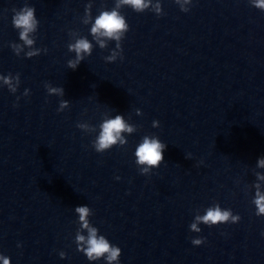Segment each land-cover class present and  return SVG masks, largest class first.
<instances>
[{
    "label": "water",
    "instance_id": "1",
    "mask_svg": "<svg viewBox=\"0 0 264 264\" xmlns=\"http://www.w3.org/2000/svg\"><path fill=\"white\" fill-rule=\"evenodd\" d=\"M89 2L93 23L115 7L0 0V75L20 76L16 93L0 81V255L10 264H106L77 251L75 208L88 206L98 235L121 249L119 264H264V216L252 203L256 183L264 193L255 176L264 175V11L249 0H192L188 12L160 0V16L124 6L123 59L106 62L116 42L101 37V49L92 39L82 22ZM25 4L39 21L32 48L47 49L32 58L12 23ZM81 36L92 54L72 70L68 44ZM61 100L69 107L58 112ZM116 115L136 131L122 134L124 146L96 152L99 125ZM144 136L166 144L147 175L135 157ZM217 203L239 222L192 232L195 216Z\"/></svg>",
    "mask_w": 264,
    "mask_h": 264
},
{
    "label": "clouds",
    "instance_id": "2",
    "mask_svg": "<svg viewBox=\"0 0 264 264\" xmlns=\"http://www.w3.org/2000/svg\"><path fill=\"white\" fill-rule=\"evenodd\" d=\"M252 6L264 11V0H249ZM175 3L179 5L180 10L188 12L189 7L185 5H191L192 0H175ZM124 6L130 7L137 13H142L146 10H151L157 16L163 14L160 0H115V7L109 10H101L100 14L94 19L91 15V3L89 2L85 7V14L83 18V24H91L90 34L92 39L99 44L100 48L107 47L106 40L101 37L107 38V40L115 41V49L110 55L104 57L106 62H115L117 58L123 59L121 41L125 37V34L129 31V25L126 22L125 17L121 14L120 10ZM15 13L12 18L13 26L19 30V39L23 41L24 45L32 48L34 39L30 38V34L36 33L39 21L35 15V8L25 4L19 10L13 9ZM18 55L22 49L19 45L14 46ZM69 52L75 53V58L70 59L67 62L68 68L75 70L81 61L86 56L92 54L93 45L86 37H79L74 43L68 44ZM47 52V49L32 48L31 51L26 53V57L32 58L40 55L41 52ZM15 80V83H13ZM0 81L3 85H6L11 93H16L20 84V76L17 73L15 76L9 74L7 76L0 75ZM45 88L49 95L64 96V89L62 87H53L49 83H45ZM29 95V90L25 89L24 96ZM19 100V97H17ZM69 107L68 100H61L59 103L58 112L63 111ZM136 113L140 115V110L137 109ZM79 129L86 133L96 132V127L88 123H78L76 125ZM153 127H159L158 121H153ZM136 131V126L126 122L122 115H116L114 118H105L99 125V133L92 142V147L98 153H103L113 146H124L127 140L123 133L132 134ZM166 148V144L162 143L156 136H144L142 142L137 146L135 150L136 164L140 169L142 175L150 174L153 168H158L164 161L163 152ZM258 168H264V158H260L257 161ZM257 181H264V175L259 172L255 173ZM117 180L120 177H116ZM255 195L252 203L256 208L257 216H264V193L261 192V185L256 183ZM75 212L79 216V230L75 235V243L77 251L82 252L89 261H98L103 258L106 264H119V258L121 256V249L117 246L110 244V242L103 235H98L99 230L92 226L89 217L93 215L92 210L88 206H78L75 208ZM239 215H234L231 209H222L217 203L212 207H208L204 215H196L195 222L190 225L192 232L199 233L201 228L198 224H204L208 227L216 226L224 223H238L240 220ZM83 230L87 231V236L81 234ZM192 244L199 246L204 243L203 238L192 239ZM19 246V245H18ZM63 259L66 253L61 251L59 253ZM0 260L3 264H10V258L0 255Z\"/></svg>",
    "mask_w": 264,
    "mask_h": 264
}]
</instances>
